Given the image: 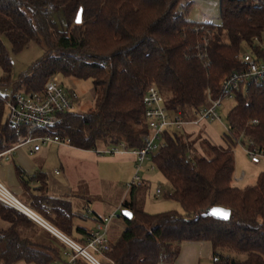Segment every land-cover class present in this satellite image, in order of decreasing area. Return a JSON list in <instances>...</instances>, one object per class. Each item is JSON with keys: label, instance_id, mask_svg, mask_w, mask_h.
<instances>
[{"label": "trees", "instance_id": "16d2710c", "mask_svg": "<svg viewBox=\"0 0 264 264\" xmlns=\"http://www.w3.org/2000/svg\"><path fill=\"white\" fill-rule=\"evenodd\" d=\"M187 2L185 5L184 3ZM190 0H0V66L5 76L0 88L40 93L53 77L91 79L95 106L86 113L63 115L52 131L81 150L111 148L125 144L140 149L149 133L144 117V97L156 84L165 97L168 111L184 120L196 117L208 103L218 99L221 84L245 69L244 49L254 48V39L264 35V0H220V24L187 19ZM54 6L55 12L49 7ZM82 10V23L77 16ZM61 14L63 23L55 21ZM14 52L31 43L40 45L43 57L28 72L12 81V62L5 45ZM0 93V153L27 134L23 127L5 121L6 99ZM229 113L226 146L190 139L172 128L163 135L164 147L151 161L171 184L170 198L183 213L146 212L137 189L122 209L126 228L105 256L106 264H173L184 242H208L214 264H264V172L254 186L234 184L235 150L240 141L253 140L264 149V82L238 93ZM48 132V131H47ZM22 186L31 191L33 181L46 191L43 174L26 179ZM33 209L63 234L84 244L86 230L75 229L77 214L72 203L48 195H33ZM213 207L231 211L228 221L204 217ZM122 210V211H123ZM197 217H199L197 219ZM0 264H54L70 249L23 213L0 203ZM86 236L73 237L74 231ZM67 253V254H68ZM68 256V255H67ZM73 264H90L77 258Z\"/></svg>", "mask_w": 264, "mask_h": 264}, {"label": "built area", "instance_id": "2783aa9c", "mask_svg": "<svg viewBox=\"0 0 264 264\" xmlns=\"http://www.w3.org/2000/svg\"><path fill=\"white\" fill-rule=\"evenodd\" d=\"M49 11L55 12L56 8L51 5ZM254 45V48L259 49V51L250 50L249 53H244L240 58L245 69L225 79L221 84V97L213 99L209 95L207 105L198 110L193 120L186 121L181 114L175 115L168 111L165 97L159 87L156 84L149 87L143 100L144 117L149 133L144 139L142 148L130 150L136 157V173L133 180L126 185L127 191H131L143 183L141 172L144 163L164 147L163 135L166 131L172 128L182 131L189 124L201 128L204 124L221 121L219 108L225 100H234L238 93L249 90L256 83L261 85L264 82V35L256 37ZM79 100L78 93L75 90L65 88L59 77L51 78L40 93L16 92L9 96L6 99L8 123L14 127L26 128L27 134L21 142L1 152L0 159H9L16 151L29 145L34 148V151H39L42 147L50 144L71 145L69 139L49 131L55 129L62 122L64 114L75 111L79 105ZM240 145L244 146L247 156L254 165L261 164L262 159H264V149L253 140L248 141L247 144L240 141ZM127 150L125 144H119L99 151V153L115 155ZM234 179L237 182H242L245 179V173L243 172L238 177L235 176ZM161 193V189H158L157 195ZM0 203L24 213L64 243L70 249L67 254L69 264L75 263L77 258H83L90 264H106L104 255L112 250L108 234L116 214L104 217L96 228L88 234L86 242L82 244L55 230L34 212L28 210L1 180ZM97 256H101L102 260H99ZM213 260L217 262L218 257H214ZM54 264L62 263L55 262Z\"/></svg>", "mask_w": 264, "mask_h": 264}, {"label": "crops", "instance_id": "0c3cea01", "mask_svg": "<svg viewBox=\"0 0 264 264\" xmlns=\"http://www.w3.org/2000/svg\"><path fill=\"white\" fill-rule=\"evenodd\" d=\"M190 2L193 3L192 0ZM211 125L213 123L204 124L201 128H197L189 124L182 131L185 135H189L190 139L206 140L217 147L226 146L222 138L218 143L211 141ZM45 148H48L47 153H54L57 163L56 169L51 174L45 173L43 169L45 157H47V153H42ZM105 149H100L99 151H104ZM99 151L81 150L71 145L56 144L46 145L39 151H34L33 147H31L29 152L18 150L17 154L14 153L12 157L13 163L6 165L5 172L0 171V180L3 182L5 179H8L10 187L4 182L3 184L10 192L17 199H19L18 196L25 197V203L20 199L19 201L28 210L34 212L59 232L61 231L30 206V199L33 195H48L49 197L70 201L74 212L78 213L74 220L75 229L80 227L89 233L96 228L97 224L104 217L116 214L118 208L122 207L123 202L130 198L131 191H127L126 185L133 180L136 173V157L130 150L121 151L115 155H103ZM9 159H6V161ZM148 161L150 162L151 158ZM143 167L145 168V166ZM150 171H153V168ZM20 173L26 179H31L35 175H45L47 183L46 191L40 190L42 185L38 181L32 182L31 191L25 189L20 180ZM240 175L235 172L234 177ZM246 178L247 175L245 173V179L242 182ZM142 180L143 183L135 188L137 189L136 197L145 209V201L142 202L141 199V190H145L146 181ZM234 184L241 188V182H237L234 179ZM123 189L127 191L125 194H123ZM114 193L116 196L110 201L112 197H108L106 194L112 195ZM162 194L163 192L160 195L156 194V197ZM32 221L37 223L34 220ZM87 223H91V225L88 226ZM37 225L40 224L37 223ZM40 227L45 229L46 232L51 233L43 226L40 225ZM77 234L76 239L78 240L86 237L79 232ZM212 259H214V251L210 243L184 242L181 246L180 255L173 264H214V260Z\"/></svg>", "mask_w": 264, "mask_h": 264}, {"label": "rangeland", "instance_id": "374dc122", "mask_svg": "<svg viewBox=\"0 0 264 264\" xmlns=\"http://www.w3.org/2000/svg\"><path fill=\"white\" fill-rule=\"evenodd\" d=\"M192 4L190 10L188 12L187 19L192 22H199V23H210V24H220V0H192ZM185 5L187 2L184 3ZM54 19L58 24L61 25L63 23V18L61 14H55ZM5 45L7 47L8 53L11 58L12 62V81H16L19 79L21 75L28 72L30 67L38 62L44 55L43 48L36 44L31 43L29 47L21 52H14L12 45L9 41L5 40ZM250 52L249 49L245 48L244 53ZM5 76V72L3 71L2 67L0 66V79ZM60 82L65 86V88L70 90H75L79 95V105L75 109L77 112L86 113L89 110L93 109L95 106V96H94V89H93V81L91 79H83V80H76V79H68L59 77ZM14 90L12 86L0 88V93L3 96L9 97L13 94ZM236 102L235 100H225L222 106L219 108V114L221 117V121H216L211 125V141L218 143L220 139L224 137L225 134L228 133L230 128L229 122V113L235 107ZM5 121H7V113L5 115ZM199 138H201L199 136ZM202 139V138H201ZM197 147L200 152L203 153L201 148V142L206 140H197ZM51 145V144H50ZM49 146V145H48ZM31 146H26L21 148L19 151L22 152H29ZM48 148H45L42 153H47L46 151ZM18 152V151H16ZM15 152V154H17ZM14 155V154H13ZM13 155H11L10 159L6 161V159H0V171H6V165L8 163H13ZM235 159H236V173L242 174L243 172L246 173L247 178L244 182H241V188L254 186L257 183V179L259 178L260 174L264 172V159H262L261 164L254 165L249 157L247 156L246 150L244 146L238 145L235 150ZM145 168L143 167V171L141 172V177L146 181L145 190H141L142 192V202L145 201V209L146 212L150 214H160L164 212L176 211L179 213H183V208L181 205L170 198V194L173 192V188L171 184L166 180V178L162 175V173L158 170L156 165L152 163V161L145 162ZM57 167V163L55 160L54 153H47V157H45V165L44 171L47 174H51ZM153 168V171H150ZM148 169V170H147ZM7 186L10 187L8 179L3 181ZM158 189H161L163 194L159 197H156V192ZM127 191L123 189V194ZM112 198L110 201L115 198L116 194L108 195ZM105 195V196H106ZM21 201L25 203V197L18 196ZM124 197V196H123ZM144 208V207H143ZM122 208L119 207L116 213V217L113 220V223L110 227L109 231V240L115 241L121 234L122 230L126 228V225L123 222L121 217ZM87 225H91V223H87ZM0 227L6 228L7 224H4L0 221ZM124 228V229H123ZM76 230L74 231L73 237L76 238L77 236ZM68 251L62 252V260L65 262L68 261L67 256ZM99 260H102L101 256H97ZM213 260V259H212ZM21 264H28L26 262H20ZM105 263L107 261L105 260ZM19 264V263H18Z\"/></svg>", "mask_w": 264, "mask_h": 264}, {"label": "water", "instance_id": "95a60500", "mask_svg": "<svg viewBox=\"0 0 264 264\" xmlns=\"http://www.w3.org/2000/svg\"><path fill=\"white\" fill-rule=\"evenodd\" d=\"M82 10H80L77 19H76V23L77 24H81L82 23ZM222 213H227V218L224 217V215H222ZM122 215H124L125 217L131 219L132 218V213L126 209H124L122 211ZM204 217H213L217 220H222V221H228L231 217V211L228 209H224V208H220V207H213V208H209L207 209L204 213H203ZM199 217H197L198 219Z\"/></svg>", "mask_w": 264, "mask_h": 264}, {"label": "snow or ice", "instance_id": "6c2138e0", "mask_svg": "<svg viewBox=\"0 0 264 264\" xmlns=\"http://www.w3.org/2000/svg\"><path fill=\"white\" fill-rule=\"evenodd\" d=\"M222 215H224V217L227 218V213H222Z\"/></svg>", "mask_w": 264, "mask_h": 264}]
</instances>
